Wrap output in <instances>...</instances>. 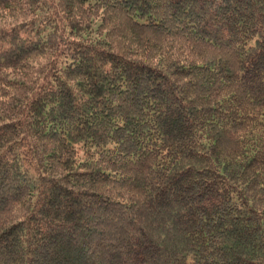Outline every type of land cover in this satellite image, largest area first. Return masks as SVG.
<instances>
[{
    "label": "trees",
    "instance_id": "16d2710c",
    "mask_svg": "<svg viewBox=\"0 0 264 264\" xmlns=\"http://www.w3.org/2000/svg\"><path fill=\"white\" fill-rule=\"evenodd\" d=\"M0 264H264V0H0Z\"/></svg>",
    "mask_w": 264,
    "mask_h": 264
}]
</instances>
